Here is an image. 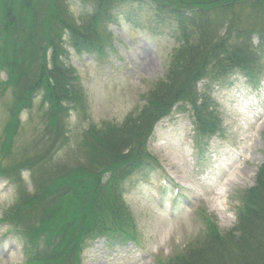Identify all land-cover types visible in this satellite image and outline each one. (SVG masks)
Returning a JSON list of instances; mask_svg holds the SVG:
<instances>
[{
  "label": "trees",
  "instance_id": "1",
  "mask_svg": "<svg viewBox=\"0 0 264 264\" xmlns=\"http://www.w3.org/2000/svg\"><path fill=\"white\" fill-rule=\"evenodd\" d=\"M79 1L87 8L80 21L66 0H0V70L7 75L0 86L3 93L13 92L11 112H17L1 136L4 152L16 139L19 114L38 96L42 107L48 106L53 128L60 114L78 109L86 99L69 64L68 39L77 55H105L109 27L118 23L119 9L151 3L171 16L178 46L167 80L155 89L138 119L90 133L107 150L100 170L77 166L44 173L34 181L36 193L5 212L0 223L27 239L25 264H80L89 240L130 233L135 222L124 199L126 183L151 168L145 159L157 125L184 106L193 114L199 138L216 136L223 126L213 97L217 85L236 71L252 81L259 75L252 66L256 53L264 50V0ZM25 167L35 172L33 165ZM7 170L0 167L2 175ZM241 207L238 223L226 235L194 244L187 255L166 264H264V165L257 187ZM206 228L212 237L219 234L211 221Z\"/></svg>",
  "mask_w": 264,
  "mask_h": 264
},
{
  "label": "rangeland",
  "instance_id": "2",
  "mask_svg": "<svg viewBox=\"0 0 264 264\" xmlns=\"http://www.w3.org/2000/svg\"><path fill=\"white\" fill-rule=\"evenodd\" d=\"M66 2L80 21L87 8L79 0ZM117 15L118 23L109 27L105 55H77L68 39L69 64L86 95L78 109L60 114L55 129L47 104L42 107L38 96L19 114L11 149L4 152L5 141L0 140V167L8 168L0 172V220L25 195L36 193L34 181L42 174L77 166L100 170L107 150L90 133L138 119L155 89L167 80L178 46L171 16L151 3L124 6ZM256 54L252 68L259 79L250 82L244 72L236 71L215 88L221 133L199 138L193 114L184 106L159 124L145 159L151 171L147 167L136 174L125 189L135 228L127 235L89 240L80 264H166L187 255L192 245L214 242L236 226L238 210L257 187L264 165V50ZM6 79L0 70V83ZM14 99L12 91L3 93L0 86V137L17 113L11 112ZM208 221L218 226L214 238L206 228ZM25 244L20 232L0 223V264H25Z\"/></svg>",
  "mask_w": 264,
  "mask_h": 264
},
{
  "label": "bare ground",
  "instance_id": "3",
  "mask_svg": "<svg viewBox=\"0 0 264 264\" xmlns=\"http://www.w3.org/2000/svg\"><path fill=\"white\" fill-rule=\"evenodd\" d=\"M239 169L240 168H237V170H239ZM256 171L258 172V169H256L254 172H256ZM255 175H256V173H255ZM221 195H222V193L218 192L215 197H217L219 199L221 197ZM215 197H214L212 203L216 202V198Z\"/></svg>",
  "mask_w": 264,
  "mask_h": 264
}]
</instances>
